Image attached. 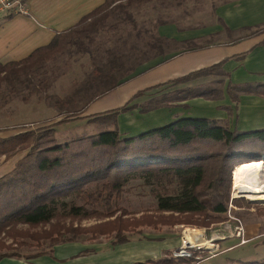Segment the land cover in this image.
<instances>
[{"label": "trees", "instance_id": "1", "mask_svg": "<svg viewBox=\"0 0 264 264\" xmlns=\"http://www.w3.org/2000/svg\"><path fill=\"white\" fill-rule=\"evenodd\" d=\"M142 1L147 0H104L71 26L56 31L48 43L36 47L27 56L0 60L2 98L5 91L11 94L36 91L38 84L34 81H40L47 63L65 50L88 53L98 71L97 79L109 82L102 91L49 125L0 135V157L8 159L22 153L12 168L0 175V258L31 259L44 254L54 257L55 245L75 241L79 235H87L89 239L112 235L111 245L116 246L131 241V233L143 225L156 227L186 222L208 226L223 221L229 201L238 202L236 197L231 199L238 171L252 162L264 161V127L238 129L231 128L225 119L178 116L130 135L119 130L118 114L136 107L146 112L197 96L222 98L225 78L229 75L223 68L225 58L144 87L119 106L82 114L88 102L116 87L131 72L127 68L116 76V64L106 71L96 64L100 58L97 36L103 30H115L120 22H128L145 46L156 49L154 55L164 53L165 45L171 43L174 49H197L215 41V35L201 42H179L157 33L146 37L143 32L148 29L141 28L131 10L135 2ZM109 16L114 18L111 23L107 20ZM217 19L224 26V32L231 36V42L264 31V22L231 29L220 17ZM162 22L165 20H157L153 27ZM108 54L111 53L107 49ZM202 77L204 81L186 84ZM86 90L81 87L75 93ZM225 90L238 103L242 93L264 95V82L228 80ZM141 97L145 98L138 100ZM69 101L73 99L62 102ZM84 117L102 122L108 128L56 142L55 124ZM135 179H142L150 186L156 198L153 211L129 215L118 205L126 186ZM262 207L260 213H264ZM92 217L98 220L86 225L74 224L75 220L80 222ZM200 244L214 247L210 243ZM91 250L85 248L73 256L85 255ZM194 261V253L176 256L166 250L160 257L136 260L133 264H192ZM239 264H264V260H246Z\"/></svg>", "mask_w": 264, "mask_h": 264}, {"label": "rangeland", "instance_id": "2", "mask_svg": "<svg viewBox=\"0 0 264 264\" xmlns=\"http://www.w3.org/2000/svg\"><path fill=\"white\" fill-rule=\"evenodd\" d=\"M191 3L193 8L189 7ZM195 7V0H183L181 3H177L176 0H150L135 2L131 10L135 13V18L141 28H148L150 32H152V24L149 19H170L171 17L180 19L183 13L188 14L191 11L192 17L185 19V25H198L197 23L203 20L216 21L211 8L202 9L200 10L202 13H198V9ZM2 19L0 18V20ZM107 20L111 23L114 18L109 16ZM149 34L144 35L148 37ZM97 38L100 41L97 46L100 58L96 64L101 66L103 71H106L112 64H116V76L122 74L125 69L130 68L138 60L146 57L144 51H139L141 46L146 51L150 50L144 44L141 45L142 41L138 38L135 30L125 21L120 22L115 30H103ZM213 39L215 41L217 39L224 40L226 36L215 35ZM131 44L137 46L132 47ZM169 45L173 47V45ZM107 49L111 53L108 56L106 55ZM112 56H117L118 59H111ZM97 72L88 53L65 50L58 54L55 59L47 63L46 72L42 74L40 81H34L38 84L36 91L24 90L14 94L5 91L3 98L0 95V135H9L24 129L49 125L75 110L83 101L93 97L108 85V80L97 79ZM81 87H86L87 90L76 94L75 92ZM144 98L141 97L138 100L141 101ZM72 99L73 102H62ZM82 114L87 113L83 112ZM54 127L56 142L93 134L108 128L102 122L88 121L87 117L55 124ZM18 154L22 155V153ZM18 154L15 156L18 157ZM8 164L9 166L3 171L12 167V160ZM232 192L238 202L232 201L230 210L225 213V220L213 222L208 226H197L186 222L172 225L157 224L156 227L143 225L131 233V241L116 246L111 245L112 235L107 234L100 235L96 239H89L87 235H79L75 241L69 242L76 246L75 253L85 248L92 249L86 255L92 256L94 260H101L104 264H126L119 263L117 260L120 258L121 261V258H126V255L133 256L134 261L160 257L165 254L166 250H170L173 255V250L180 243L181 235L186 243L190 242L192 245L206 244L211 241L209 238H213L217 244L216 249L213 250H209L210 248L191 249V253L195 255V261L192 264H239L246 260H264V213L259 212L260 209H263L264 200H252L243 196L240 190L234 192V185ZM118 205L128 211L129 215H139L147 210L153 211L156 208V198L149 185H146L142 179H135L126 186ZM97 220L92 217L80 222L75 220L74 224L86 225ZM240 227L241 235H233L229 231L231 229L235 232ZM221 236L226 237L223 239ZM202 238L205 242H202ZM159 243L164 244L163 249L159 248L161 247ZM147 245L153 246L156 251L147 254L150 250V248L147 249ZM201 246L204 245L201 244ZM122 250H124L123 253ZM99 257L104 258L100 259ZM74 261H78V264H85V262L92 264L81 257L73 259ZM131 263L132 259L129 260V264Z\"/></svg>", "mask_w": 264, "mask_h": 264}, {"label": "crops", "instance_id": "3", "mask_svg": "<svg viewBox=\"0 0 264 264\" xmlns=\"http://www.w3.org/2000/svg\"><path fill=\"white\" fill-rule=\"evenodd\" d=\"M103 1L26 0V12L12 14L0 21V60H19L27 56L36 47L48 43L56 31L71 26L82 15ZM195 4L198 13H202L200 11L202 9L211 8L216 21L203 20L198 22V25H185V19L191 16V11L188 14L183 13L180 19L173 17L170 19H149L152 24V32L146 28L148 32L143 33H150L148 37L151 36V33H157L179 42L183 40L201 42L210 35H225L226 39H217V41L197 49H174L170 45H165V52L157 55H154L155 48L146 51L141 46L139 51H144L146 57L130 66L131 72L122 77L116 87L88 102L84 112L89 114L119 106L144 87L225 58L223 68L229 75L225 78L222 98L207 99L197 96L179 101L173 106H162L146 112H142L139 107H136L118 114L117 121L120 132L124 135L138 133L165 124L178 116H206L225 119L231 128L238 129L264 127V95L242 93L238 103H235L225 90L228 80L234 83L264 82V31L231 42L229 41L231 36L224 32V26L217 19L220 17L231 29L263 23L264 0H195ZM189 7L193 8V4L191 3ZM159 19H164L165 22L158 23L154 28L153 23ZM178 24L182 28H179ZM134 46L137 45L134 44ZM240 53H245V55L242 58L234 57ZM204 79L203 77L198 78L186 84L201 82ZM226 106H229V109ZM15 155L8 159L1 156L0 175L9 171L21 156L20 154L18 157ZM11 160L12 167L3 171L9 166L8 163ZM202 242H205L203 238ZM159 245L161 246L159 248L163 249L164 244L159 243ZM147 246V249L150 248L147 254L156 251L153 246ZM75 249L76 246L73 243L64 242L54 246V257L46 254L31 259L2 257L0 264H78V261L73 262V259H77V257L86 259L92 264H104L101 260H94L90 255L73 256L77 253L74 252ZM133 258V256L126 255V258H121V261L120 258L117 260L119 263L129 264V260L132 259L131 264H133Z\"/></svg>", "mask_w": 264, "mask_h": 264}, {"label": "bare ground", "instance_id": "4", "mask_svg": "<svg viewBox=\"0 0 264 264\" xmlns=\"http://www.w3.org/2000/svg\"><path fill=\"white\" fill-rule=\"evenodd\" d=\"M237 190L252 200H264V161L252 162L238 171L234 182V192ZM209 242L214 246V243Z\"/></svg>", "mask_w": 264, "mask_h": 264}, {"label": "built area", "instance_id": "5", "mask_svg": "<svg viewBox=\"0 0 264 264\" xmlns=\"http://www.w3.org/2000/svg\"><path fill=\"white\" fill-rule=\"evenodd\" d=\"M26 0H0V16L4 14H15V13H22L26 12ZM235 197L234 193H231V199ZM232 206V200H230L229 207L227 210H230ZM204 229V228H203ZM238 230L233 232L231 229H229L230 233L233 235H241V227L237 228ZM206 236V235H205ZM222 238H225L226 236H221ZM215 244L213 247L216 249V242L213 238H209V240ZM191 249H205L201 244L192 245V243L188 242L186 243L185 239L183 238V235L180 237V243L176 247V249L173 250V255H190Z\"/></svg>", "mask_w": 264, "mask_h": 264}]
</instances>
